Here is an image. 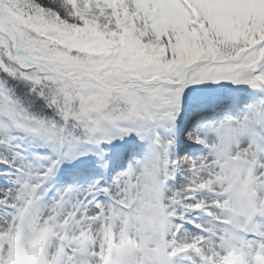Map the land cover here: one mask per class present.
Returning a JSON list of instances; mask_svg holds the SVG:
<instances>
[{
	"label": "snow or ice",
	"instance_id": "obj_1",
	"mask_svg": "<svg viewBox=\"0 0 264 264\" xmlns=\"http://www.w3.org/2000/svg\"><path fill=\"white\" fill-rule=\"evenodd\" d=\"M0 264H264V0H0Z\"/></svg>",
	"mask_w": 264,
	"mask_h": 264
},
{
	"label": "bare ground",
	"instance_id": "obj_2",
	"mask_svg": "<svg viewBox=\"0 0 264 264\" xmlns=\"http://www.w3.org/2000/svg\"><path fill=\"white\" fill-rule=\"evenodd\" d=\"M254 96L257 98L256 95H254ZM184 124H185V121H183V123L181 124V128L180 129L183 128ZM190 143H191L190 140H183L182 141V134L178 130V132H177V145H176V149H177L178 154L179 153H182V154L185 153L184 155L192 156L194 148H192L190 145H188ZM180 156H183V155H180ZM186 226L187 227H191V225H186Z\"/></svg>",
	"mask_w": 264,
	"mask_h": 264
},
{
	"label": "rangeland",
	"instance_id": "obj_3",
	"mask_svg": "<svg viewBox=\"0 0 264 264\" xmlns=\"http://www.w3.org/2000/svg\"><path fill=\"white\" fill-rule=\"evenodd\" d=\"M239 93H242V95L244 96V95H246L247 93H248V89L247 88H244V89H242ZM239 95V94H238ZM246 103H248V101H246ZM245 103V104H246ZM180 124V123H179ZM183 138H187V137H184V135L182 136Z\"/></svg>",
	"mask_w": 264,
	"mask_h": 264
}]
</instances>
